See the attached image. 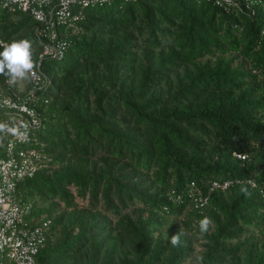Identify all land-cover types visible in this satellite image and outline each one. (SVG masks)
I'll list each match as a JSON object with an SVG mask.
<instances>
[{"label": "trees", "instance_id": "obj_1", "mask_svg": "<svg viewBox=\"0 0 264 264\" xmlns=\"http://www.w3.org/2000/svg\"><path fill=\"white\" fill-rule=\"evenodd\" d=\"M235 4L112 0L59 27L28 142L49 168L16 186L51 220L36 264H264V0ZM35 25L0 1V38L36 64Z\"/></svg>", "mask_w": 264, "mask_h": 264}, {"label": "built area", "instance_id": "obj_2", "mask_svg": "<svg viewBox=\"0 0 264 264\" xmlns=\"http://www.w3.org/2000/svg\"><path fill=\"white\" fill-rule=\"evenodd\" d=\"M0 1L3 7L21 11L32 18L36 23L33 36L40 44L34 73L22 82V87L19 82L9 84L6 76H0V123L8 125L9 128L18 127L21 132L26 133L23 136L12 132L0 133V264H36V255L45 243L51 220L37 219L31 222L28 219L30 204L19 203L16 186L21 180L33 177L39 169L49 168V158L28 143L31 138L33 140L34 131L42 124L41 114L36 107L37 93L44 90L49 81L40 65L44 59L61 58L65 54L67 41L61 35L59 27L82 19V7L112 0ZM222 1L235 2V5H239L240 1L245 4L248 2L216 0L218 4ZM77 7L80 10L77 11ZM7 44L9 43L0 38L2 51ZM231 183L229 179L213 180L210 189H225ZM252 184L257 187L254 181ZM191 186H194V182H191ZM261 192L264 196V185L261 186ZM203 195L201 190L194 192L191 188L189 197L195 206H204L207 197Z\"/></svg>", "mask_w": 264, "mask_h": 264}, {"label": "clouds", "instance_id": "obj_3", "mask_svg": "<svg viewBox=\"0 0 264 264\" xmlns=\"http://www.w3.org/2000/svg\"><path fill=\"white\" fill-rule=\"evenodd\" d=\"M36 65L32 58V43L27 39L13 41L4 45L3 51L0 52V75L8 78L9 84H16L30 78L34 73ZM26 128L27 125H21ZM12 132L15 135L23 136L26 133L20 131V128H9L8 125L0 123V133ZM201 233L207 232L212 223L209 217H204L199 222ZM171 244L179 246V235L171 237Z\"/></svg>", "mask_w": 264, "mask_h": 264}, {"label": "rangeland", "instance_id": "obj_4", "mask_svg": "<svg viewBox=\"0 0 264 264\" xmlns=\"http://www.w3.org/2000/svg\"><path fill=\"white\" fill-rule=\"evenodd\" d=\"M26 81V80H25ZM22 82L23 81H19V85H20V87H22ZM24 85V84H23ZM196 244V252H195V255H194V260H196V259H198V253H199V248H200V245H199V243H195ZM187 264H191L189 261L187 262Z\"/></svg>", "mask_w": 264, "mask_h": 264}]
</instances>
